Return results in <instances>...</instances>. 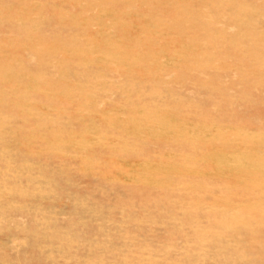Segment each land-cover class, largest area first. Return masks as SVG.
<instances>
[{"label": "rangeland", "instance_id": "374dc122", "mask_svg": "<svg viewBox=\"0 0 264 264\" xmlns=\"http://www.w3.org/2000/svg\"><path fill=\"white\" fill-rule=\"evenodd\" d=\"M0 264H264V0H0Z\"/></svg>", "mask_w": 264, "mask_h": 264}]
</instances>
